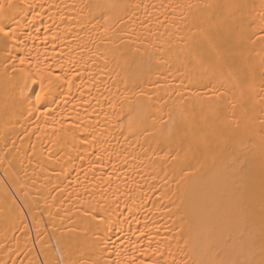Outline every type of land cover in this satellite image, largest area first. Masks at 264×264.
<instances>
[{
	"label": "bare ground",
	"instance_id": "6f19581e",
	"mask_svg": "<svg viewBox=\"0 0 264 264\" xmlns=\"http://www.w3.org/2000/svg\"><path fill=\"white\" fill-rule=\"evenodd\" d=\"M11 5L0 264L259 261L264 0Z\"/></svg>",
	"mask_w": 264,
	"mask_h": 264
},
{
	"label": "snow or ice",
	"instance_id": "6c2138e0",
	"mask_svg": "<svg viewBox=\"0 0 264 264\" xmlns=\"http://www.w3.org/2000/svg\"><path fill=\"white\" fill-rule=\"evenodd\" d=\"M9 6L11 7V0H9ZM105 31H107V29H105ZM0 32H3L5 37H9L10 35L13 34L12 30L8 29V28H4V27H0ZM20 63L23 64L24 63V58L20 57ZM69 84H71V81L69 80ZM44 96V89L43 87H41V91L36 93V102L39 103L41 101V99ZM241 248H247L246 253H244L248 258L244 261V264H264V244H262L259 248V256L260 259L259 261L255 260V256L257 255V249L255 248L254 245H250V244H246V243H242L241 244ZM117 255H119V253H117ZM35 264H63L62 260H55V262H53L52 259H37ZM92 264H99V261H93ZM116 264H121V262L119 260H117ZM133 264H135V261L133 259Z\"/></svg>",
	"mask_w": 264,
	"mask_h": 264
}]
</instances>
